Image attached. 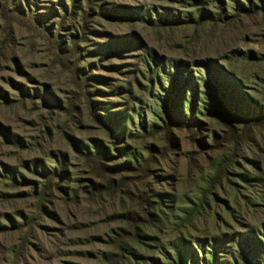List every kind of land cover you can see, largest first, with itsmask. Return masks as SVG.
<instances>
[{
	"label": "rangeland",
	"instance_id": "rangeland-1",
	"mask_svg": "<svg viewBox=\"0 0 264 264\" xmlns=\"http://www.w3.org/2000/svg\"><path fill=\"white\" fill-rule=\"evenodd\" d=\"M72 2L0 0V264H175L178 249L188 264H264L235 246L250 233L264 245L259 0H226L217 20L214 0ZM99 8L83 25L84 12ZM112 8L128 15L107 17ZM197 8L211 18L176 26L141 19L168 9L195 20ZM150 51L162 56L159 78L149 79L141 60ZM188 70L191 80L165 110L169 78ZM228 95L237 112L262 120L233 122L230 131L217 105ZM167 113L193 123L196 136L172 124L166 142ZM93 140L107 148V166L148 160V171L93 168L73 145L93 151Z\"/></svg>",
	"mask_w": 264,
	"mask_h": 264
},
{
	"label": "trees",
	"instance_id": "trees-1",
	"mask_svg": "<svg viewBox=\"0 0 264 264\" xmlns=\"http://www.w3.org/2000/svg\"><path fill=\"white\" fill-rule=\"evenodd\" d=\"M172 1V0H171ZM173 1H178V0H173ZM184 0H180L181 3H183ZM214 2L216 3V8H217V17L216 19L214 18V20H217V18H220L222 16L225 15V4H226V0H214ZM261 6L259 7V10L262 12V16L264 18V0H259ZM75 3V0H73L72 5ZM147 7V6H144ZM245 11H248L245 7L243 8ZM163 10V9H162ZM120 9L119 8H112V9H106L105 13H107V17L110 18H121L120 16L128 15V10L124 9L122 12L123 13H119ZM134 11V10H133ZM151 12L155 13L154 9H149L145 10V13L143 15H141V19H143L145 22H147L148 24L151 25H155V26H176V25H181V24H189V23H193V24H201L203 22H205L208 18L211 17H207V15L204 14V10L203 9H199L197 8V11L199 12V15L197 16V18L195 20H193L191 17H188V19L185 18H181V15H174V14H170L168 15V9L163 10V13H161L160 15H158L157 21H153L152 16L150 14ZM103 13V14H105ZM90 14H96V15H100L102 14V9L99 8L97 11H95V13H93V11L91 9L88 10V12H84L83 16H82V23L83 25L86 22V19L90 16ZM158 24V25H157ZM143 59L142 62H144L145 65V70L149 76V79H151L152 77L155 78H159V70H165V68H163L164 64L162 63V56L157 55L154 51H150V52H145L144 55L142 56ZM147 58V60H146ZM149 60V61H148ZM173 68L175 70H177V72H182V70H184L183 68L185 67H181L179 61H175L173 62ZM208 68L210 70V72H212V69H214L210 64H208ZM170 72V71H169ZM167 72V75H170V73ZM217 75H221L224 76L225 73H220V71H216ZM226 78L228 80H230L229 82V87L233 88L235 86V83L232 81V79H230L228 76H226ZM82 80H84V78H81ZM180 80H177L176 76L174 75L173 77L169 78V85H170V89L173 93L170 95V91H168L166 93V96L164 98L163 101H161L163 103V106L165 108V110H169L170 109V105L173 104V101L175 100V98L177 100H179V96L177 93V88L180 87H185L187 82H189V80H191V73L190 71H183L182 75H180L179 77ZM191 87L193 86L192 81L190 82ZM219 86V85H218ZM220 87V86H219ZM88 95V94H87ZM236 96L240 99L242 98V100H244V104L246 105V107H250L251 105L249 104L248 100L245 99L241 93L238 91ZM224 97V96H223ZM222 96H219V98L217 99V105L220 108V113H219V117L221 119V121L223 122V124L226 125V128H228L230 131H232L233 122H253L255 124H257V120H262L261 117L259 115H254V116H248V114L246 113H240L236 111V109L232 106V104L234 103H230V99H232V95H228V99L223 98ZM237 98V99H238ZM183 99V101H182ZM182 99L180 100L178 107L182 108L183 107V102L185 101V96L182 97ZM92 109H94L92 107ZM173 109V108H171ZM190 109H193V106L190 107ZM95 111H91V114L93 116V118L95 120H97V123H102L107 125L109 128L112 126L114 119L112 118H105L104 116H98V114L94 113ZM167 117L169 119L168 123L165 124L163 127H161L159 130L164 133L163 138L166 142L170 143V138L168 137L170 130H171V126L172 124H174V126L177 127H183L186 128L187 130H189V132H191L192 136H196L195 131L193 130L195 128V125H193V123H185L180 122V121H176L177 119H175L174 117H172L170 115V113H167ZM196 123V122H195ZM192 137V138H193ZM200 142V141H199ZM201 143V142H200ZM93 144V151H90L88 148H81L80 146L78 147L77 142H73V145L76 148V151L79 153V155H81L82 159L89 165H91L93 168L95 169H101L104 168L105 170L107 169L109 172H120L123 169H131V170H136V171H140V173H145V171L147 170V164H148V160L144 161L143 163L137 164V162H135L136 166H132L130 163H125L122 165L124 166H107L105 162L108 161V153H107V148L104 147L103 145H101L99 142L97 141H92ZM199 146H201L199 144ZM150 158V157H148ZM35 168V167H34ZM219 168L223 169V165H220ZM13 168L12 169H8V173L10 178H8V180H10L12 183H16V178L15 176H13L14 172H13ZM54 175V177L56 176V170L54 171V173H52ZM51 174H49L50 176ZM46 178V183L48 184L50 182V177ZM61 179V177L59 178ZM136 237L139 238L138 233L135 234ZM236 243L235 246L238 250L239 253L243 254V256L245 257V260H250L251 257L252 258H258V260L263 261L264 260V245L255 237V235L253 234H248L247 236H243L238 234L236 236ZM235 242V241H234ZM122 250V249H121ZM108 257H104V258H113L116 257V254H109L107 255ZM196 262H192V264H195ZM175 264H188L187 259L185 258V255L181 253V251L178 249L176 250V257H175Z\"/></svg>",
	"mask_w": 264,
	"mask_h": 264
}]
</instances>
